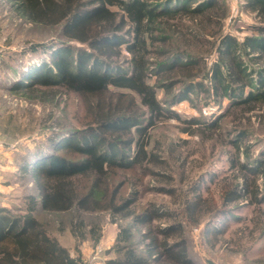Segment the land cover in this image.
I'll return each mask as SVG.
<instances>
[{
	"label": "trees",
	"instance_id": "obj_1",
	"mask_svg": "<svg viewBox=\"0 0 264 264\" xmlns=\"http://www.w3.org/2000/svg\"><path fill=\"white\" fill-rule=\"evenodd\" d=\"M13 1L30 22L60 26L65 40L55 43L49 62L21 73L14 89L34 94L55 88L42 96L62 89L83 99L87 113L82 129L55 132L46 143L49 150L36 153L21 167L33 175L39 196L25 198L24 215L0 208V264H82L38 217L39 211L73 212L70 232L79 242L100 237L98 224L88 225L85 215L106 212L115 222L130 220L119 225L112 248L117 256L106 264H196L180 216L200 225L205 213L211 219L243 202L264 204L256 180L264 160L252 159L249 146L244 162L240 155L232 158L231 169L236 171L224 180L219 205L203 197L202 177L188 187L173 211L166 204L139 205L138 189L147 175L168 179L155 170L166 162L149 148L151 132L161 119L181 121L172 106L188 100L193 91L229 99V109L209 124L211 130L232 108L249 115L244 120L264 109V0H245V9L256 13L262 24L252 27L255 34L242 42L223 34L228 15L223 0ZM123 47L129 54L124 65L112 59L121 57ZM242 52L259 67L246 65ZM213 54L217 61L209 68L207 59ZM153 77L158 79L155 84L150 82ZM174 86L182 87L172 93ZM157 88L171 93V99L161 102ZM204 119L185 123L204 126ZM200 128L184 132L194 136ZM238 132L232 145L240 154L239 142L247 133ZM154 190L175 194L167 185ZM162 220L167 223L154 225ZM209 226L207 236L220 231ZM136 227L143 230L142 251L134 242Z\"/></svg>",
	"mask_w": 264,
	"mask_h": 264
},
{
	"label": "rangeland",
	"instance_id": "obj_2",
	"mask_svg": "<svg viewBox=\"0 0 264 264\" xmlns=\"http://www.w3.org/2000/svg\"><path fill=\"white\" fill-rule=\"evenodd\" d=\"M223 1L228 7L223 34H230L239 42L254 35L251 28L260 25L261 20L256 17V13L245 9V0ZM60 31V26L49 27L30 22L19 14L13 0H0V208L9 209L14 215L26 214L25 198L28 195L39 196L33 175L22 172L21 167L36 153L49 150L46 143L55 132L82 129L87 113L83 99L62 89L57 90L59 92L55 95L50 93L47 96H42V92H53L55 88H41L34 94L14 89L15 83L20 81L21 73L29 72L31 67L41 66L42 62H49V54L55 49V43L58 40L65 41ZM70 43L79 45L76 41ZM162 45L155 44L154 47ZM250 57L243 53L246 65L258 68L259 64L249 61ZM127 58L129 54L123 47L121 57L112 59L124 65ZM216 61V55H211L207 59V66L210 68ZM157 80V77H153L150 82L155 84ZM181 87L174 86L172 93L178 92ZM170 95L163 88H157V97L161 102L171 99ZM228 105L229 99L217 100L211 91L209 94L193 91L188 100L172 106L181 116V121H158L151 132L149 148L165 159L166 164L155 170L162 171L168 179L145 176L143 183L138 184L141 193L139 205L146 206L154 202L166 204L172 211L176 210L183 193L201 177L205 179L203 197L209 201L213 199L212 202L219 205L224 180L236 171L231 169L232 158L240 155V161L244 162L246 147L249 146L252 159L262 157L264 160V109L257 111L250 120H244L242 117L249 115H243L232 108L230 115L219 118L214 130L209 128L210 123L229 109ZM196 117L205 118L206 124L189 126L185 123ZM197 127L202 128L194 136L184 132ZM241 130H245L247 135L239 142L238 154L232 142L237 140L238 131ZM56 153L61 155L64 152ZM261 171L264 172V167ZM261 171L256 180L262 196L264 175ZM162 185L174 187V196L154 190ZM37 215L71 255L80 258L82 264H92L91 259L99 247L103 250L101 260L94 264H106L108 259L116 257L112 248L119 233V225L130 223V220L115 222L106 212L85 215L88 225L98 224L100 237L98 241L89 238L79 242L70 232L73 212L48 214L39 211ZM179 219L185 223L188 246L196 264H208L207 260L214 264H264V204L250 205L243 202L231 206L226 215L211 219L205 213L200 225L190 224L181 216ZM208 222L209 227L220 231L207 236L204 231ZM160 223L167 222L157 221L154 225ZM134 231V242L142 251L143 230L136 227Z\"/></svg>",
	"mask_w": 264,
	"mask_h": 264
},
{
	"label": "built area",
	"instance_id": "obj_3",
	"mask_svg": "<svg viewBox=\"0 0 264 264\" xmlns=\"http://www.w3.org/2000/svg\"><path fill=\"white\" fill-rule=\"evenodd\" d=\"M102 253H103V250L99 247L91 259L92 264L97 263L99 260H101Z\"/></svg>",
	"mask_w": 264,
	"mask_h": 264
},
{
	"label": "water",
	"instance_id": "obj_4",
	"mask_svg": "<svg viewBox=\"0 0 264 264\" xmlns=\"http://www.w3.org/2000/svg\"><path fill=\"white\" fill-rule=\"evenodd\" d=\"M207 263L208 264H214L212 261H210V260H207Z\"/></svg>",
	"mask_w": 264,
	"mask_h": 264
},
{
	"label": "crops",
	"instance_id": "obj_5",
	"mask_svg": "<svg viewBox=\"0 0 264 264\" xmlns=\"http://www.w3.org/2000/svg\"><path fill=\"white\" fill-rule=\"evenodd\" d=\"M73 256V255H72Z\"/></svg>",
	"mask_w": 264,
	"mask_h": 264
}]
</instances>
